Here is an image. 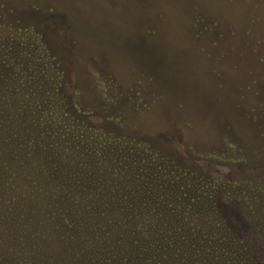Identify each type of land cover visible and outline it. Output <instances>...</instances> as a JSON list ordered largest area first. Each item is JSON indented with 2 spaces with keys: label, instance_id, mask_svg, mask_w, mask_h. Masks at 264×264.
<instances>
[{
  "label": "rangeland",
  "instance_id": "1",
  "mask_svg": "<svg viewBox=\"0 0 264 264\" xmlns=\"http://www.w3.org/2000/svg\"><path fill=\"white\" fill-rule=\"evenodd\" d=\"M0 126L79 233L1 219L0 264H239L219 247H264V0H0Z\"/></svg>",
  "mask_w": 264,
  "mask_h": 264
},
{
  "label": "trees",
  "instance_id": "2",
  "mask_svg": "<svg viewBox=\"0 0 264 264\" xmlns=\"http://www.w3.org/2000/svg\"><path fill=\"white\" fill-rule=\"evenodd\" d=\"M64 75L65 74H63L59 70L58 71L56 70L54 77L53 76L51 77V75L49 76L50 77L49 82L51 81L52 85L54 86V89L56 92L55 93L56 98L65 107L63 108L65 115L71 121L93 129L97 125L93 123L94 121L91 119V116L90 115L87 116L84 113H79L77 111L76 106L73 103V97L66 87L67 83L65 81ZM45 104H47L48 107H51L53 103L49 99L47 102H45ZM39 106L40 105L37 104L36 107H39ZM51 108H54V107H51ZM53 114H54V117H56L58 113L54 111ZM56 120L61 121V124L63 125L67 124L65 123L66 121L64 119H61L60 116ZM102 123L106 124L108 122L103 121ZM8 124H9V121H7L6 126H8ZM92 124L93 126L94 125L95 126L92 127ZM5 156H6V159L5 157H0V220L4 219L5 225L8 226V228L10 227V229L11 227H14V228L16 227L17 230L19 231L23 230L25 232L28 231L29 229H32V228L39 229L41 226H43L45 221L47 222V215H49L50 218H54V220L57 223H60L62 228H63L62 224L64 226H67L68 214L71 218L74 216V213L72 212L73 209L70 208L71 201L73 200L71 198H67L68 205L64 207L63 206L64 204H62V201L65 200L66 198L60 195L59 187L52 189L51 185H48V184H45L46 186H44L42 190L34 187L33 183L29 184L30 187L28 188V190L24 189L26 188V186L24 187L22 183L17 182L16 179H14V177H16L15 176L16 172H14L13 165H12V163L15 162L14 160L15 156L13 155V152L9 151V158L7 157V155ZM66 193L70 194V192L68 191H66ZM57 198L58 200L55 201L54 199H57ZM53 201L54 203L51 205ZM41 205L44 207V210L42 212L28 210L29 206L35 207V206H41ZM87 207L88 206H86V208ZM47 209H52V210L48 212ZM181 222H182L181 224H186L183 219L181 220ZM72 229L75 230V234L76 236H78L79 233L77 234L78 232L77 229L75 227H73ZM57 230L62 232L61 228ZM10 232L12 233V236H11V240H12L14 231L10 230ZM205 237L206 235L203 237V241ZM208 238L209 240L210 239H212V241L214 240V236H208ZM226 238L227 237L224 236L221 239V241L226 240ZM78 239H79V242H81V238L78 237ZM40 240H44V239L40 237ZM47 240L49 239H46L44 241H47ZM217 244H218V247L221 245L219 241L217 242ZM63 245L66 246L68 245V243L64 242ZM219 248L222 251L221 256L225 255L227 257L226 258L227 260L222 261L224 263L226 261L236 262V260H239L240 263H243L244 259H249L251 260V262L255 264H264V247H259L258 249L252 248V249L247 250L245 246H243V248L240 249L239 245L231 244V245H226V246L219 247ZM66 249L70 251L71 247H69L68 245ZM89 249H91L90 254L92 258V254H94V250L92 249L91 246L88 245L87 250ZM174 252L177 254L176 250ZM213 253L214 251L212 252V254ZM194 256H196L195 253H194ZM39 257L42 258L43 255H39ZM44 258H45L44 259L45 264L46 262L48 263L49 261H51L50 256L44 257ZM65 264H74V263L65 262Z\"/></svg>",
  "mask_w": 264,
  "mask_h": 264
},
{
  "label": "flooded vegetation",
  "instance_id": "3",
  "mask_svg": "<svg viewBox=\"0 0 264 264\" xmlns=\"http://www.w3.org/2000/svg\"><path fill=\"white\" fill-rule=\"evenodd\" d=\"M72 224H73V221H68L67 222V226H71ZM72 227H75V225H72ZM215 254L216 253H213V255H215ZM220 258H222V257H220ZM222 261H224V259H221V262ZM236 261H238L239 264H255V263L251 262V260H249V259H244V262L243 263H240L239 260H236Z\"/></svg>",
  "mask_w": 264,
  "mask_h": 264
}]
</instances>
